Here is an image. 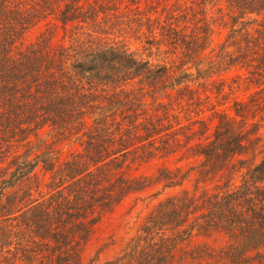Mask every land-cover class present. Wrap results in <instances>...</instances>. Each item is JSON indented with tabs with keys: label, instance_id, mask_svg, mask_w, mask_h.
<instances>
[{
	"label": "trees",
	"instance_id": "16d2710c",
	"mask_svg": "<svg viewBox=\"0 0 264 264\" xmlns=\"http://www.w3.org/2000/svg\"><path fill=\"white\" fill-rule=\"evenodd\" d=\"M242 83H264V0H0V264H82L106 214L174 189L155 214L208 210L199 232L263 264L264 104Z\"/></svg>",
	"mask_w": 264,
	"mask_h": 264
},
{
	"label": "rangeland",
	"instance_id": "374dc122",
	"mask_svg": "<svg viewBox=\"0 0 264 264\" xmlns=\"http://www.w3.org/2000/svg\"><path fill=\"white\" fill-rule=\"evenodd\" d=\"M146 2L148 0H142V5L144 6ZM236 73L232 72L230 75L233 76ZM238 73L242 74V72ZM235 88L232 100L237 99L247 103L259 99L260 104H264V83L261 86L250 87L242 83L241 88L238 86ZM228 113L235 116L236 109ZM263 118L264 115L259 114L252 119V123H260ZM261 124L263 128L258 136L264 138V122ZM263 157L259 155L253 165L259 164ZM240 158L246 161L251 159L249 157ZM237 162L234 161V164ZM157 167L153 164L142 171L152 175L157 173ZM247 171L245 167L236 174L226 172L223 174L222 183L229 180L231 188L240 186L243 175ZM219 179L220 177H217L215 183ZM212 185L208 187L211 188ZM186 188L192 189L189 182L186 183ZM178 192L179 189L169 190L152 203L137 202L136 197H130L114 211L106 214L84 246L82 264H234L223 255V251L231 245L228 235L215 231L209 234L199 232V227L206 220L203 216L208 214V210L193 213L186 224L177 228H174L175 225L168 224L167 216L155 214L156 206L161 200ZM152 219H155L157 223L159 221L160 229L149 235L146 230ZM188 229H193L191 238L184 240V232ZM256 254L257 252L250 253L251 256Z\"/></svg>",
	"mask_w": 264,
	"mask_h": 264
}]
</instances>
